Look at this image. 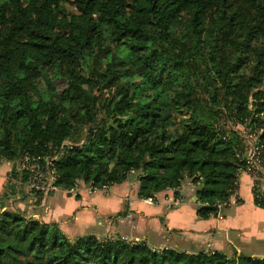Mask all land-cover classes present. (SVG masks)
<instances>
[{"label":"trees","instance_id":"obj_1","mask_svg":"<svg viewBox=\"0 0 264 264\" xmlns=\"http://www.w3.org/2000/svg\"><path fill=\"white\" fill-rule=\"evenodd\" d=\"M228 123L255 131L264 149V0L0 1V162L55 149V186L67 191L133 176L147 198L179 195L189 180L207 219L238 189L244 144ZM252 194L264 209L258 184ZM0 264H264V255L70 237L10 206L0 210Z\"/></svg>","mask_w":264,"mask_h":264},{"label":"crops","instance_id":"obj_2","mask_svg":"<svg viewBox=\"0 0 264 264\" xmlns=\"http://www.w3.org/2000/svg\"><path fill=\"white\" fill-rule=\"evenodd\" d=\"M5 166L3 164L0 172V207L17 209L21 205L14 202L16 198L5 196L9 169ZM248 179L249 183L243 180L242 187L238 178L240 202L223 207L221 218L198 217L195 185L189 180L179 187L181 203L168 208L166 198L173 196V189L156 193L150 202L138 196V183L133 176L108 186L105 192L98 190L92 194H88L85 184L79 181L71 191L58 189L51 192L48 211L38 207L30 210L34 205H27V212L31 211L34 218L56 222L67 235L119 236L126 240H144L155 248H206L262 256L264 247L259 246V241L264 240V228L255 220L264 222V209L254 204L252 182L250 177ZM250 225L254 228L247 231ZM248 234L252 238L247 237ZM258 247L259 252L255 250Z\"/></svg>","mask_w":264,"mask_h":264},{"label":"built area","instance_id":"obj_3","mask_svg":"<svg viewBox=\"0 0 264 264\" xmlns=\"http://www.w3.org/2000/svg\"><path fill=\"white\" fill-rule=\"evenodd\" d=\"M241 133V140L243 145L242 154L238 153L237 156L242 160L243 164L238 168V178L242 173L247 174L252 182V185H260L261 181L264 183V149L263 145L258 139V134L255 131L250 130L249 127L239 126ZM237 129L238 125H232L228 123L226 129ZM226 135V134H225ZM224 135V136H225ZM59 152L55 149L49 154H30L24 152L21 157L15 161H3L9 167L6 184L12 185L15 189L16 197L19 192H26L31 199L40 198V205L45 201L46 196L58 190L55 186L56 172L54 168V161L57 158ZM108 186H102L100 188L92 185L86 186L88 194H92L98 190L105 192ZM74 189V188H73ZM73 189H70L73 190ZM238 192H234L229 198V204L236 203ZM148 201H152V197H147ZM181 203V197L173 194V196L166 198V206L171 208ZM225 203H219L217 205L218 212L217 218H221V209L225 207ZM5 206L0 207V210ZM125 239V238H124Z\"/></svg>","mask_w":264,"mask_h":264},{"label":"rangeland","instance_id":"obj_4","mask_svg":"<svg viewBox=\"0 0 264 264\" xmlns=\"http://www.w3.org/2000/svg\"><path fill=\"white\" fill-rule=\"evenodd\" d=\"M1 1V0H0ZM58 85H60V84H58V83H56V86H58ZM238 129H241L239 126H238ZM3 164L4 165H6L5 164V162H3ZM3 164L2 163H0V172H2V170H3ZM7 166V165H6ZM5 166V167H6ZM8 167V166H7ZM241 178L242 177H245V179H243L244 180V183H246V181H248L247 183H249V179H248V175L247 174H245V173H242L241 175ZM240 176H239V181H240V185L243 187V185H244V183H243V180L240 178ZM246 179H248V180H246ZM259 189L261 190V191H263L264 192V183H263V181H261V183H260V185H259ZM24 191H22V192H20V194L21 193H23ZM25 193V192H24ZM19 194V193H18ZM37 200H38V198H35V199H32V200H30L29 202L27 201V199H23V200H21V199H15V203L16 204H19V205H21L20 206V208L18 207V209H19V211L21 212V213H23V214H25L27 217H31V218H34L35 217V215H31L30 213H31V211H30V213H28L27 211L29 210V207L27 208V205H34V207H30V210H33L35 207H38V208H42L43 210H49L50 209V207L48 206V205H50L51 204V194L49 193L47 196H46V198H45V201L44 202H42V205H40V201L41 200H38V203H35V202H37ZM40 220V219H39ZM42 221H44V220H42ZM256 221V223H259V224H261L262 226V229L264 228V222L262 221V219L259 221V220H255ZM48 222H51V221H48ZM59 226V225H58ZM254 227H253V225H250V227L248 228V229H246L247 231H251L252 229H253ZM61 229V228H60ZM62 230V229H61ZM63 231V230H62ZM64 232V231H63ZM66 235H67V233L66 232H64ZM70 233V232H69ZM67 236H70V237H73V236H75V234H72V233H70V235H67ZM247 237H249V238H252V235L251 234H248V236ZM259 246L260 247H264V240H262V241H259ZM260 247H258L257 249H255L257 252H259L261 249H260ZM245 252V251H244Z\"/></svg>","mask_w":264,"mask_h":264}]
</instances>
